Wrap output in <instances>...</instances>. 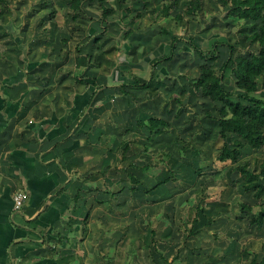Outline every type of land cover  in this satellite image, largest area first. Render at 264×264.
Returning <instances> with one entry per match:
<instances>
[{"label":"crops","instance_id":"0c3cea01","mask_svg":"<svg viewBox=\"0 0 264 264\" xmlns=\"http://www.w3.org/2000/svg\"><path fill=\"white\" fill-rule=\"evenodd\" d=\"M56 1L61 11L55 20L41 22L45 27L31 17L12 14L11 0H5L8 10L0 4V264H173L170 259L167 263L147 258L152 252L161 257L168 240L174 239L172 227L160 235L165 243L154 238L161 232L158 229L143 246V242L130 244L129 238L113 235L117 202L113 192L122 185L129 194L124 188L133 183L132 177L137 181L132 187L141 185L150 191L129 194L137 201L135 213L138 210L144 217L149 212L145 203L155 202L153 187L173 174L167 162L162 165L164 154L160 161H153L150 148L161 153H172L168 150L173 148L174 164L186 167L180 180L186 179V169L194 172L181 158L192 151L191 145L184 151L187 144L177 146L178 136L169 129L166 134H151L146 127L137 129V120L157 118L176 127L177 117L181 118L179 106L187 100L186 107L203 116L207 135L219 137V106L194 91L199 98L193 100L186 86L181 92L180 77L181 83L172 84L180 74L186 83L198 76L196 54L186 43H179L182 47L175 45L171 60L160 62L171 54L172 40L178 39L165 25L174 9L182 5L185 12V0H176L164 19L160 9L173 0H146L144 7L140 0H105L103 5L111 13L104 21L96 1L82 0L75 12L64 1ZM22 21L23 40L15 34ZM209 105L212 111L208 112ZM219 145L218 155L221 139ZM217 156L212 163L235 164L219 162ZM158 163L164 171H155L154 178L140 172L142 167L155 170ZM211 176L218 185L220 181L226 185V176L216 172ZM125 191L120 196L129 200ZM17 192L26 198L14 210ZM160 214H153V221ZM134 226L126 227L128 232L133 234L137 228L144 232L143 223L136 221ZM241 245L223 243V253L234 250L231 254L239 257L245 249ZM247 254H251L249 262L256 258L251 251Z\"/></svg>","mask_w":264,"mask_h":264},{"label":"rangeland","instance_id":"374dc122","mask_svg":"<svg viewBox=\"0 0 264 264\" xmlns=\"http://www.w3.org/2000/svg\"><path fill=\"white\" fill-rule=\"evenodd\" d=\"M187 2L188 0H185L183 4L187 5ZM60 8L61 6L56 0H11L10 4V11L12 14L16 13L18 18L21 19L24 17H31L35 19V21H39V26L41 27L43 26L41 22L48 21V18L51 19L50 15L52 13V20H55L58 13L61 11ZM225 11L226 9L220 5L219 0H202L201 9L193 15H187L181 5L180 8L174 9L171 12L169 22L167 21L165 26L169 32L178 38L175 42L177 48L182 47L181 44H177L186 43L193 53H195L192 49L193 45H197L201 51H207L208 47L209 50L212 51L214 44H211V42L219 41L220 43L232 47L233 58L237 56L248 57L250 54H256L259 47L257 43H252L250 41V36L253 32L252 26L254 25L250 22L230 19L226 16ZM177 16L181 18L178 19ZM24 25L25 22L22 21V27L15 29L17 30L15 34L18 35L17 37L20 39H22L21 28H23ZM201 36L202 38H198ZM20 44L25 46L23 41ZM227 50L226 47L217 49L218 57L215 61V66H221L226 60L228 57ZM170 53L171 50L169 54ZM172 56H174V54H172ZM179 77L182 78L181 81L183 83L181 85L183 88L180 87L181 92L187 88L188 96L192 97L193 100L199 98L184 81L183 75L180 74L176 78H173L172 82L174 83L172 84L176 86V81L181 83ZM168 81L170 82V80ZM222 83L231 93L235 95L238 93L234 86L235 80L230 67L226 70ZM258 83H260V79H258ZM253 96L264 100V90L261 89L258 93L253 94ZM188 104H190V102L187 100L183 107L180 104L179 107L180 109L182 108L179 112L181 118L179 119V114H176V116H178L176 122L180 123L176 127L173 126L169 128V130L173 136H178L176 141L179 145L177 144V146L184 143L187 144L184 145V147L188 148L191 145L192 151L188 153L184 152L181 154V158L186 165L189 163L192 168H194L193 174H189L186 169V179H183L185 181L180 180V176L186 167H182L183 164L181 165V163L174 164L171 159V155L176 154L173 148L168 150L172 152H167L168 154L166 152H156L150 148L149 154L152 155L153 161L157 158H159L158 161H160V159H162L160 154H164L162 165L165 164V162L168 163L169 168L173 171L172 177L161 183L160 186L156 185V188L153 187L154 190L152 189L153 191H151L155 193L156 200L155 202L145 203L150 208L149 212L146 214L144 212V217L138 210L135 213L137 201L129 196L134 194V191L143 193L146 188L142 186V190L141 185L140 188L139 186L132 187L131 185L136 184L131 183L129 188H124L129 190V195L125 190L121 189L122 185L115 187L113 195H115L114 197L117 202L115 201L116 203H113V216L115 217L112 224L114 228L113 235L116 237L120 236L124 239L129 238L130 244H133L135 240L137 242L140 241V243L143 242L141 244L143 246L145 241L149 242L151 239V237L148 238L151 232L155 233L158 229H160L163 234L160 232L159 235H154V238L158 237V240L165 243V238L162 236L172 227L171 234H173L175 241L174 239L168 240L169 243L164 246L165 251H161V257H155V253L152 252V258H147L152 260L153 258L160 259L167 263L172 261L170 263L173 264H250L251 261L249 262V259L251 258V254L248 255L247 252L251 251L258 260L261 259L264 253V227H262L261 230H257L254 226H249L247 222L250 215L246 212L239 213V204L243 202L249 205L252 211H256L258 207L264 203V196L256 199L252 192H245L242 187L245 186L247 182L243 180V175L237 168L245 164L249 172L257 173L259 171L258 167L263 160L262 151H248L246 148H243L240 151L241 155L237 163L231 166L227 164L220 165L217 164V162L212 163L213 159L215 161L218 155L219 148L217 147L220 146V139L217 135L214 137H209L207 135V132H205L202 126L203 116H201V113L188 109V107H186ZM206 108H208V112L212 111L211 105ZM136 128L141 129L138 127ZM133 129L135 130V128ZM157 143H159V141ZM206 143H208L209 146L205 148L204 145ZM204 149H208V152ZM200 164L202 165L201 167L199 166ZM162 165L158 163L153 166L155 170H152L151 167H147V172L144 169H140V172L142 174H149L151 178H154L155 171H164ZM179 168H181L180 171ZM231 168H235L234 171H236V176L233 175L234 172H232L233 170L231 171ZM214 172L223 177L226 176L224 179L226 185H223L221 181L218 185L217 179L215 177L211 178ZM227 176L238 181V184L232 182L231 178ZM210 180L216 184L213 185ZM122 191L128 194L129 200H124L123 197L120 196ZM175 191H177L176 194L174 193ZM222 201L225 203H221ZM155 205L159 207L157 211L156 208H153ZM108 207H110V205H108ZM201 207L202 211L200 209ZM158 211H160L161 214L156 216V221H153V214H156ZM133 213L136 217L134 220H132ZM136 221L139 222V224L143 223L145 228L144 232H142V228H137L136 231L131 234L126 227L130 225L134 226ZM108 228H110L109 225ZM164 230L166 232H164ZM94 233L96 237V231ZM108 233L112 236L109 230L107 231V234ZM98 234H100V231ZM160 235L162 236L160 237ZM143 239L145 240L143 241ZM122 241L123 240L119 242V245L122 244ZM227 242L231 246L237 243L239 248H241V244H243L245 249H241L242 251L239 257L237 254H231L234 250L223 253V243L224 246H226ZM251 243L254 245L252 249L251 246H249Z\"/></svg>","mask_w":264,"mask_h":264},{"label":"trees","instance_id":"16d2710c","mask_svg":"<svg viewBox=\"0 0 264 264\" xmlns=\"http://www.w3.org/2000/svg\"><path fill=\"white\" fill-rule=\"evenodd\" d=\"M65 5L73 12L79 10L82 0H62ZM96 1L100 4L102 19L111 13V9L105 8V0ZM143 7L146 6V0H140ZM202 0H188L185 5V13L193 15L201 9ZM220 5L226 9V16L243 22H250L254 26L250 41L257 43L259 49L256 54H250L248 57H232L233 49L231 46L215 42L211 50L201 51L197 45H193L198 60V76L189 78L187 84L194 93L208 98L211 103L218 105L216 122L219 128V137L222 140L220 154L217 156L219 162L230 161L237 163L240 158V151L247 147L251 151H262V162L259 165L257 173L248 171L245 164L238 167L237 170L243 175V180L247 182L243 186L245 192H253V196L259 199L264 194V100L256 98L253 94L264 90V0H219ZM5 10L8 5L5 0H0ZM177 5V1H169L162 5L160 13L163 17L169 16L170 10ZM140 14H136L139 17ZM53 18V13L50 15ZM180 19V16H177ZM167 32V31H166ZM176 39L171 43V54L161 59L160 62L169 61L172 58ZM226 47L228 57L221 64L215 66L218 53L217 49ZM231 68L234 86L237 94L231 93L223 85L224 74L228 68ZM260 79V83H258ZM145 84L140 85L144 87ZM138 128L146 127L151 134L160 135L166 132L170 125L162 119L149 118L145 122L137 121ZM233 139V140H232ZM186 150V147L183 148ZM146 172L147 167H143ZM131 182L137 184L135 179ZM147 194L150 191L144 189ZM240 211L251 213L249 226H255L257 229L264 227V205L253 213L252 208L244 203H240ZM202 211V207L200 208ZM153 232L152 235L153 236ZM250 264H264V257L259 261L253 258Z\"/></svg>","mask_w":264,"mask_h":264},{"label":"built area","instance_id":"2783aa9c","mask_svg":"<svg viewBox=\"0 0 264 264\" xmlns=\"http://www.w3.org/2000/svg\"><path fill=\"white\" fill-rule=\"evenodd\" d=\"M25 195L22 192H17L13 196V202H12V208L14 210H18L23 206V203L25 201Z\"/></svg>","mask_w":264,"mask_h":264}]
</instances>
